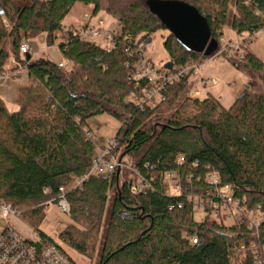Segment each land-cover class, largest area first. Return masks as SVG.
<instances>
[{"label": "trees", "instance_id": "obj_1", "mask_svg": "<svg viewBox=\"0 0 264 264\" xmlns=\"http://www.w3.org/2000/svg\"><path fill=\"white\" fill-rule=\"evenodd\" d=\"M149 1L0 0L6 18H0V75L27 64L30 77L19 88L17 110L0 97V200L12 204L43 242L54 243L39 228L44 202L67 188L73 223L60 233V244L65 252L63 244L81 256L96 257L98 264H256L252 252L244 258L236 253L241 243L263 248L264 221L258 234L245 224L209 216L199 222L187 196L213 190L208 177L217 175L219 188L264 215V60L250 50L238 62L229 57L244 73L259 74L262 89L254 90L256 82L248 77L245 92L228 108L213 96L195 101L190 112L187 94L193 81L186 76L168 86L154 105L139 109L130 99L146 86V80L132 79L136 49L167 30ZM179 1L207 19L218 43L231 4L237 11L232 21L236 33L264 28V0ZM77 2L91 6L92 16L104 11L117 20L110 48L80 40L76 27L64 25ZM41 34L48 45L60 38V51L71 67L21 51L23 42ZM164 46L172 69L203 65L214 55L188 49L171 32ZM102 113L120 122L114 137L119 155L131 158L144 176H155L145 193L135 195L116 174L91 175L73 189L98 153L87 131H92L89 120ZM167 172L178 174L180 194L166 192L162 177ZM45 188L51 193L45 194Z\"/></svg>", "mask_w": 264, "mask_h": 264}, {"label": "built area", "instance_id": "obj_2", "mask_svg": "<svg viewBox=\"0 0 264 264\" xmlns=\"http://www.w3.org/2000/svg\"><path fill=\"white\" fill-rule=\"evenodd\" d=\"M264 14V12L262 13ZM0 18L6 22L5 11L0 6ZM82 22L77 28V35L80 40L94 41L101 34L104 20L99 19L98 27L90 25L92 14L84 13ZM114 29L109 37V42L112 43ZM257 32L248 34L241 44L247 46L249 42L256 38ZM151 42V38L146 39L138 44L136 53H138L137 70L133 74L132 79L135 82L146 80V86L140 93L132 92L130 99L137 104L139 109H145L148 105H154L161 97L162 93L173 84L175 81L191 76L196 79L194 86L189 94L192 101L203 100L208 97V92H200V87L217 84L215 78H205L202 74L201 64H189L176 69L168 67H156L145 55L147 43ZM220 44L227 45L225 49H233L236 45L227 40L224 35L220 36ZM239 45V44H238ZM128 49V47H127ZM23 53L31 52L29 42L21 44ZM221 52L214 54L219 55ZM27 64H24L19 69H26ZM62 68H68L64 62L59 63ZM11 73L1 74L0 77L5 78ZM220 99V98H219ZM87 136L91 141H94L95 134L93 131H87ZM117 141L115 138L106 139L98 146V153L93 161L90 171L80 178L74 185V188L81 187L82 183L91 175L104 176L111 178L113 175H118L123 181H127L131 185L132 192L135 195L145 193L152 188V181L155 176H144L138 168L134 166L133 160L129 157L120 156L117 152ZM183 156L178 157V162H183ZM215 185L213 190H209L205 194L190 193L187 196L188 201L195 209H203L207 216L222 221L227 224H245L250 229H254L256 234L260 230V225L264 221V215L259 208L250 209L246 206L245 200L236 198L227 188H219L217 185L220 179L217 175L208 177ZM164 183L168 185L170 182L176 181L179 187L180 178L175 172H167L162 177ZM169 186V185H168ZM45 194H50L48 188L44 189ZM68 189L61 187L57 195L52 196L51 200L57 203L60 210L69 214L71 204L67 197ZM19 213L12 204L0 200V221L3 218L10 219L13 216L18 217ZM206 217V216H205ZM191 240H195L192 237ZM252 252L256 258V264H264V246L255 243L246 245L241 243L237 249L236 256L244 258ZM0 264H78L69 254L63 250L60 243H45L40 237L36 239L24 237L13 227L7 226L0 230Z\"/></svg>", "mask_w": 264, "mask_h": 264}, {"label": "rangeland", "instance_id": "obj_3", "mask_svg": "<svg viewBox=\"0 0 264 264\" xmlns=\"http://www.w3.org/2000/svg\"><path fill=\"white\" fill-rule=\"evenodd\" d=\"M91 12V6H86L84 3L77 2L66 16L63 23L66 26H74L78 28L82 22L83 14H91ZM236 12V8L233 4H231L227 22L222 29L224 37L236 46L230 50L225 49L227 48V45L219 43V48L215 51L216 53L214 52V54H217L218 52L221 53L216 56L212 55L209 59H205V63L201 68L202 74L205 76V78H215L217 80V84L200 87V92L202 93L203 91H206L208 92V97L216 96L220 98L221 103L226 108L230 107L233 102L245 92L247 84L249 83L248 77H250L251 82H256V86L253 88L254 90L262 89V82L259 79V74L251 72L244 73L243 70L236 67L229 59L230 57L237 62L239 60H243L245 51L250 50L255 55L264 60V28L259 30L254 40L249 42L247 46H243L241 43L244 38L248 36V34L244 33L239 35L232 29V21ZM99 19L104 20V25L102 26L101 34L94 39V42L100 44L103 47L110 48L111 43L108 39L114 29L118 30V22L112 15L101 11L98 14L92 16L90 19V25L98 27ZM169 33L170 32L164 28L160 29L157 33L151 36V42L147 43L145 48L146 57L158 68L165 66L168 62V54L164 46V40L169 35ZM29 43L31 45V54L33 59L38 60L44 58L57 64L64 62L70 67L72 66V62L60 51V38H57L54 44L48 45L46 41V35L41 34L29 39ZM225 54H227V56ZM192 81L193 83L191 84L190 89L188 90L189 93L187 94L189 100V102H187V105H189L187 109L190 112L195 109V102L189 97L196 79L194 78ZM9 106L11 111L17 110V106H15V104H9ZM89 127L95 134L93 143L96 147V152H98V146L102 144L103 140L115 137L120 127V122L112 115L102 113L93 116L89 120ZM168 185L169 186L167 187L166 192H168L170 195L180 194V189L177 187L176 181L170 182ZM43 208L45 214L43 221L39 225L40 230L51 237L55 242L61 243L59 240L60 233L68 225L73 223L70 213L67 214L60 210L57 203L52 201L51 198L44 202ZM205 216H207V213L203 209L194 210V217L196 221H202ZM7 226L13 227L24 237L32 239H36L38 237L37 233L34 231V228L19 215L18 217L13 216L10 219L3 218L0 221V230ZM104 234L105 226L100 232L98 248H100L102 244ZM63 246L66 248L68 254L78 264H98V259L96 257L89 259L68 248L65 244H63Z\"/></svg>", "mask_w": 264, "mask_h": 264}, {"label": "water", "instance_id": "obj_4", "mask_svg": "<svg viewBox=\"0 0 264 264\" xmlns=\"http://www.w3.org/2000/svg\"><path fill=\"white\" fill-rule=\"evenodd\" d=\"M149 6L188 49L211 56L219 48V43L211 38L207 19L194 6L179 0H150ZM27 59H31L29 54ZM166 66L172 68L171 63Z\"/></svg>", "mask_w": 264, "mask_h": 264}, {"label": "crops", "instance_id": "obj_5", "mask_svg": "<svg viewBox=\"0 0 264 264\" xmlns=\"http://www.w3.org/2000/svg\"><path fill=\"white\" fill-rule=\"evenodd\" d=\"M29 81V73L27 69L24 68L17 69L14 74L10 76L7 75L5 78L0 77V97L6 102L9 109V104H15V106H17L16 99L19 88L21 85L28 84Z\"/></svg>", "mask_w": 264, "mask_h": 264}]
</instances>
